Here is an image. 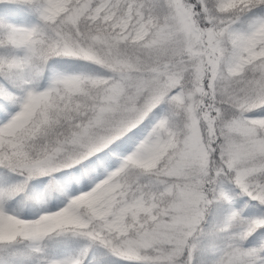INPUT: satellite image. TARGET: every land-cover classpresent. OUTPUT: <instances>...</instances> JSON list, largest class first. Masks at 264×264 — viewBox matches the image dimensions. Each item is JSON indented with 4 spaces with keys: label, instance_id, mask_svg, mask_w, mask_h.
<instances>
[{
    "label": "snow or ice",
    "instance_id": "6c2138e0",
    "mask_svg": "<svg viewBox=\"0 0 264 264\" xmlns=\"http://www.w3.org/2000/svg\"><path fill=\"white\" fill-rule=\"evenodd\" d=\"M0 264H264V0H0Z\"/></svg>",
    "mask_w": 264,
    "mask_h": 264
}]
</instances>
